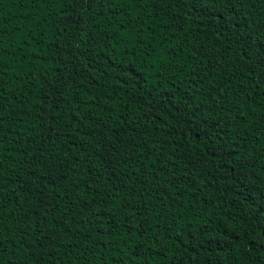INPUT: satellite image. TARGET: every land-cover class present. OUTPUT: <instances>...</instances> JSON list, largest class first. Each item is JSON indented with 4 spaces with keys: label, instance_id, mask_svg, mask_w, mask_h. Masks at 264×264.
Masks as SVG:
<instances>
[{
    "label": "trees",
    "instance_id": "obj_1",
    "mask_svg": "<svg viewBox=\"0 0 264 264\" xmlns=\"http://www.w3.org/2000/svg\"><path fill=\"white\" fill-rule=\"evenodd\" d=\"M59 9L58 3L18 7L12 0H0V14L10 21L4 25L6 29L16 25L24 26L27 31L38 21H47L40 23L36 28L37 32L42 31L44 34L40 50L44 52V59L47 61L33 65L37 69L33 72L36 79L22 86L23 78L10 77L13 72L25 69L15 67L4 77L6 93L2 102L4 111L0 114L5 118L0 136L4 133L7 135L3 136V143L0 144V147L4 148L3 153L0 154L2 161L0 226L10 227L11 231L6 232L5 251L0 264L3 262L36 264L38 260H45L46 264H56V261H60L61 264H97L102 259L103 264H109V261L115 260L121 253L120 247L110 245L113 250L106 255L102 254L91 241L84 240L86 229L96 227V224L82 223L89 218L88 209L96 212L104 207L101 201L107 196L114 198L113 201L107 202L109 206L120 204L123 199L130 201L133 208L147 204L144 216H155L156 213H160V217L153 221L158 225L157 239L167 236L166 228H171L173 234L177 231L187 234L185 243L194 242L198 245L200 264H259V250L252 252L249 259L248 253H238L235 247L221 251L220 244L225 237L232 234L234 225L229 222L228 216L234 215L235 210L227 214L224 210L233 202V196L241 201L246 197L247 204L255 201L259 206L264 203V137H260L259 133L249 135L247 143L235 145L239 156H233V160L226 161L220 158L221 149L214 147V143H209L207 137L190 139L187 128L181 129V135L185 136L184 140L179 137L170 139L167 134L160 137L147 132L144 119L141 117L150 116L151 113L148 107L141 108V105L151 106L156 101L162 100V96L170 95V92L164 91L169 88V84L164 81L171 76V73H161L156 79H152L154 69L151 60L144 57L143 48L137 50L136 56H132L131 51L125 52L123 43L113 49L112 44L116 43L115 39L107 47L104 46L106 41L98 42L87 52L81 49L80 53L72 50L65 52L49 46L50 42L57 39L59 28L65 27V22L60 16L70 11L65 9L58 15ZM237 9L241 16L248 18V24L251 25L250 28L245 26L241 41L247 44L264 38V32H261L259 38L253 35L245 39L249 31L255 32L264 25V7L257 3L252 8L248 5L243 7L238 5ZM151 11L155 10L145 8L141 13L147 23L155 20V16L149 17ZM172 11L190 12L187 9ZM172 11H169L168 15L160 14L162 18L160 26L154 27V31H164L167 25H163V21L170 19ZM25 12L29 14L27 18L23 17ZM131 14L135 15V13ZM184 18L188 20V24L184 27L190 26L189 42L205 44L203 55L212 59L216 51V42L215 38L209 40L206 33L212 30L213 22L206 16L197 18L195 14L186 15ZM179 23L182 24V21ZM201 24L204 26L200 27ZM76 27L78 25H68L66 30L72 31ZM101 27L104 28L108 38L115 35L114 31H108L107 26L101 25ZM172 31H176L175 27ZM228 39L234 41L231 45L233 47L231 55L235 59L234 51L238 42L231 36ZM221 40H224L223 34ZM60 43L63 45V39ZM156 43H159L158 39ZM227 47L229 45L225 43V48ZM223 58L222 55L219 59ZM228 63L231 64L232 61ZM61 64H67L66 74L75 73V85L72 100L68 99L67 92L61 95L60 99L63 103L58 105L60 111L57 113L56 106L47 103L46 94L53 91L52 88L47 87L48 83H52L57 89L61 87L58 78L61 72L65 71L60 67ZM129 64L133 65L136 74L140 77V82L135 86L142 90L140 92H134L133 87L121 90L119 86L118 81L123 80L124 77L117 73L122 72L123 66ZM145 79L148 80L147 83H144ZM175 83L180 89L187 86V81L181 84L177 79ZM40 84L45 86L41 88ZM144 93H149L152 99L149 100ZM233 93H235L234 89ZM91 96L97 99L88 102L85 107V102ZM202 99H205L203 92L196 96L194 103ZM208 99L210 100L211 97ZM251 108L254 110L251 112L249 124L264 113V97H255V103ZM71 113L74 115L69 122ZM190 113L191 108L181 113H172L173 120L184 119L192 125L193 121L199 123L197 118L202 114L224 115L218 110L209 113L206 107L203 113L196 112L193 116H190ZM160 115L162 116L163 113ZM231 115L232 112H229V119ZM245 115L247 116L248 113L246 112ZM53 122H55L54 130L50 132L46 125ZM172 123L173 121L170 120V126ZM208 123L211 125L213 121L209 120ZM224 130L229 133L224 139L229 140L231 130L227 128ZM261 131H264V126L261 127ZM49 135L52 137L51 141L48 140ZM197 135L199 136V132ZM243 136L244 133H241V139ZM257 139L259 143L256 142ZM154 140L160 141L167 155L152 149ZM181 144L183 147H179L177 151L171 150L170 145ZM229 146L234 145L230 142ZM245 159L247 163L242 170L240 164ZM152 161H156V164L150 169ZM163 164L171 166L158 173L161 181H164L166 176L172 179L170 184L164 186V192L161 193L151 179L152 173L160 169ZM81 167L83 171L79 170ZM137 168L142 171L136 173ZM226 169L231 171L232 175H229ZM50 172L59 177L55 188L51 187V181L45 178ZM249 175L254 176L255 180L245 179L240 186L243 190L241 194L236 188L235 181L239 176ZM138 176L142 177V183L136 182ZM117 187L120 189L119 192L114 191ZM129 187L133 191L125 196L124 192ZM146 192L151 195L144 199ZM117 195L120 199H115ZM161 195L164 197L163 202L172 205V211L177 216L182 215L183 220L177 219L170 223V218L167 216L168 209L163 208L158 202ZM172 201H175L174 205ZM53 204L58 205V209H53ZM247 204L240 209L245 220L257 211V208L248 207ZM53 212L56 217L54 223L57 235L62 229L63 236L57 240L58 248L56 245H51L47 255H43L45 249L40 245L44 238L39 235V228L28 231L25 225L35 228L36 223L42 220L45 231H52L53 229L48 227V221L52 218ZM101 215L108 213L102 212ZM123 215L131 219L130 212ZM120 219L121 217H117V221ZM78 220L81 223H77ZM17 225L21 230L19 234L16 230ZM256 227L252 224L248 232L250 238L254 237L258 240L264 236V232H254ZM25 231L27 235H23ZM18 235H23V239H18ZM80 241H83V244ZM50 244V241L46 242L45 248H49ZM164 247L167 248V252L152 257L151 264H167L163 256L167 255L171 259L172 254L179 251L166 239H160V243L155 245L153 251Z\"/></svg>",
    "mask_w": 264,
    "mask_h": 264
},
{
    "label": "snow or ice",
    "instance_id": "obj_2",
    "mask_svg": "<svg viewBox=\"0 0 264 264\" xmlns=\"http://www.w3.org/2000/svg\"><path fill=\"white\" fill-rule=\"evenodd\" d=\"M12 2L18 7L58 3L60 5L58 15L64 12L65 9H70L66 15L60 16L61 20L65 22V27L59 28L57 39L50 42L49 46L65 52L72 50L75 53H80L81 49H83V52H87L98 42L106 41L104 46L107 47L115 39L116 43L112 44V48L115 49L123 43L125 52L131 51L132 56H136L137 50L143 48L144 57L151 60V66L154 69L152 79H156L161 73H171V76L164 81V83L169 84V88L164 89V91L170 92V95L162 96V100L156 101L151 106L141 105V108L148 107V111L151 113L150 116L141 117L144 119L147 132L160 137L167 134L170 139L179 137L184 140L185 136L181 135V129L187 128L190 139L198 140L200 136L207 137L209 143H214V147L221 149L220 158L226 161L233 160V156H239L235 145L242 142L247 143L249 135L259 133L260 137H264V131H261V127L264 126V113L252 124L248 122L251 118V112L254 110L251 105L255 103V97H264V38H259L260 33L264 32V25L255 32L249 31L245 37V39H248L255 35L259 39L247 44L243 43L240 39L241 34L245 31L246 25L249 28L251 25L248 24V18L241 16L237 9L238 5L241 7L248 5L249 8H252L257 3L264 7V0H12ZM145 8L155 10L149 12V17L155 16L152 23H147L141 15ZM174 9H187L190 12L178 13L172 11ZM169 11H172V16L169 20L163 21V25H167L164 31H154V27L160 26L162 19L160 14L168 15ZM105 13H107L106 17ZM131 13H135V15ZM190 14H195L197 18L206 16L208 20L213 22L212 30L206 33L209 40L215 38L216 42V51L212 55V59L203 55L205 44H193L188 40L190 26L188 28L184 27L188 24V20L184 17ZM28 15L25 12L23 17L27 18ZM180 21H182V24L179 23ZM9 22L0 14V113L4 111L2 102L6 93L5 75L14 67L25 69L24 71L13 72L10 77L12 79L23 78L21 81L23 86L30 83V80L36 79L33 72L37 69L33 65L41 61L47 62L44 59V52L40 50L44 34L42 31H36L40 23H46L47 21H38L27 31H25L24 26L16 25H13L11 29H6L4 25ZM68 25H78V27L72 31H67ZM101 25L107 26L108 31H114L115 35L108 38ZM203 26V24L200 25V27ZM173 27L176 29L175 32L172 31ZM18 33L19 35H17ZM221 34L224 36L223 41L221 40ZM229 36L234 37L235 41L238 42L234 51L235 59L231 55L233 53L231 45L234 41L228 39ZM61 39L64 41L63 45L60 43ZM157 39L159 43H156ZM6 43L7 46H5ZM225 43L229 47L225 48ZM222 55L224 58L219 59ZM81 58H83L82 54ZM228 61H232V63L229 64ZM134 63L135 61H133ZM60 67L65 69L58 78L61 87L57 89L52 83H48L47 87L52 88L53 91L46 94L48 97L47 103L56 106L55 111L57 113L60 111L58 105L63 103L60 99L61 95L67 92L68 99L72 100L74 95L73 86L75 85V73L66 74L67 64H61ZM117 75H123L124 77L123 80L118 81L121 90L133 87L134 92L142 91L135 87L140 82V77L136 74L132 64L124 65L122 72H118ZM177 79L181 84L187 81V86L180 89L179 85L175 83ZM147 82L148 80L145 79L144 83ZM37 83L39 84V81ZM44 86V84H40L41 88ZM233 89L235 93H233ZM201 92L205 94V99L194 103L196 96ZM225 93H228V95H225ZM144 95L149 100L152 99L149 93H144ZM209 97H211L210 100ZM96 99L97 97L94 96L89 97L84 106L86 107L88 102ZM73 102L79 103L78 101ZM205 107L209 113L218 110L224 115L202 114L197 118L199 123L193 121L192 125H189L184 119L173 120L172 113H181L191 108L190 116H193L196 112L203 113ZM229 112H232L230 119L228 118ZM246 112L248 113L247 116L245 115ZM161 113H163L162 116ZM73 115L74 113L69 114V122H71ZM4 118V115L0 114V131H2ZM170 120L173 121L171 126L169 124ZM209 120L213 121L211 125L208 123ZM54 123L46 125L50 132L54 130ZM201 125H203V128H201ZM225 128L231 130L229 140L224 139L226 135H229L228 132H225ZM197 132H199V136ZM241 133H244L243 139H241ZM6 135L7 133L3 134V136ZM3 136H0V144L3 143ZM48 140H52L51 135L48 136ZM230 142L233 143V147L229 146ZM256 142L259 143V139ZM151 147L161 152V154H168L164 151V146L159 140H154ZM170 147L175 152L183 145H170ZM3 151L4 148L0 147V154ZM149 155H151V152H149ZM246 163L247 160L245 159L240 164L242 170ZM155 164L156 161H152L150 169L154 168ZM170 166V164H163L160 169H156L152 173L151 182L156 184L161 193L164 192V186L170 184L172 178L166 176L165 180L161 181L158 173ZM233 167H235L234 164ZM0 168H2V161H0ZM79 170L83 171V167ZM141 171L139 168L135 170L136 173ZM226 171L229 175H232L231 171L228 169ZM45 178L51 181L50 186L53 188L56 187L59 181V177L51 172ZM245 179L254 181L255 177L249 175L237 178L235 184L241 194H243V190L240 186ZM136 182L142 183V177L138 176ZM148 186L150 187V185ZM119 190L118 187L114 189L116 192H119ZM132 191L133 189L129 187L124 195L126 196ZM150 195L151 193L146 192L144 199H147ZM115 199H120V197L117 195ZM169 199L171 200V197ZM113 200L112 196H107L105 200L101 201L104 207L100 208L99 211L93 212L92 209H88L89 218L82 222L89 225L96 224V227L86 229L84 240L91 241L93 245L100 249L102 254L106 255L113 250L110 245L120 247L121 253L118 254L115 260L109 261V264H151L152 257L167 252L166 247L156 248L153 251L155 245L160 243V239L171 241L173 247L179 249V251L172 254L171 259L167 255L163 256L167 264H186V262L187 264H200L198 245L194 242L192 244L185 243L187 234H183L181 231L173 234L171 228H166L167 236L157 239L156 229L158 225L153 221L160 217V213H156L155 216H144L147 204H143L139 208H133L130 201L123 199H121L120 204L109 206L107 202ZM163 200L164 197L161 195L158 202L163 208L168 209L167 216L170 218V223L177 219L183 220V216H177L172 211V205L164 203ZM232 201L224 211L227 214L235 210L234 215L228 216L229 222L233 223L234 226L231 236H227L221 241V251L225 248L235 247L238 253H248L249 259H251L250 254L259 250V264H264V236L257 240L254 237L250 238L248 232L252 224L257 226L254 232H264V203L259 206L256 205L255 201L247 204L246 197L241 201L235 196H233ZM172 204L174 205L175 201H172ZM245 204L248 207L257 208V211L253 212L247 220L240 212ZM178 206L182 207V205ZM52 207L58 209L59 206L53 204ZM102 212H107L108 215H101ZM128 212L131 213V219L127 215H123ZM117 217H121V219L117 221ZM55 219L53 212L52 218L48 221V227L53 230L48 232L45 231L42 220L36 223L35 228L25 225L28 231H35L36 228H39V235L44 238L40 245L41 248L45 249L43 255H47L51 245H56L58 248L57 240L63 236L62 229L60 234L57 235ZM77 223H81V221L78 220ZM16 230L19 234L21 231L19 225L16 226ZM10 231V227L0 226V261H2L5 251L6 232ZM23 235H27V231ZM23 235H18L17 238L22 240ZM49 241L51 242L49 248H45V243ZM80 243L83 244V241H80ZM9 246L11 247L10 241ZM52 259L55 258L52 257ZM3 264H8V262H3ZM36 264H46V261L38 260ZM56 264H61V262L56 261ZM97 264H103V259L98 261Z\"/></svg>",
    "mask_w": 264,
    "mask_h": 264
}]
</instances>
